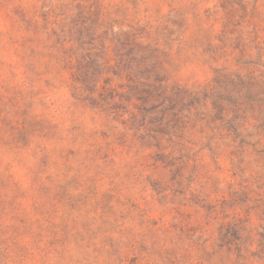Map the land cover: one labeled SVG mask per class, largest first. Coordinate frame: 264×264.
Segmentation results:
<instances>
[{"label":"rangeland","instance_id":"374dc122","mask_svg":"<svg viewBox=\"0 0 264 264\" xmlns=\"http://www.w3.org/2000/svg\"><path fill=\"white\" fill-rule=\"evenodd\" d=\"M0 264H264V0H0Z\"/></svg>","mask_w":264,"mask_h":264},{"label":"trees","instance_id":"16d2710c","mask_svg":"<svg viewBox=\"0 0 264 264\" xmlns=\"http://www.w3.org/2000/svg\"><path fill=\"white\" fill-rule=\"evenodd\" d=\"M76 71L77 72H76L75 82L77 84H80L81 85L80 88L83 87L86 91L91 92V94L96 93L97 87H98V83H99V79L95 80V82L97 84L94 85V88L88 89V86L87 85L90 84L91 81H92V76L91 77L88 76L89 75V71L82 70V67H80V68L79 67H76ZM105 83L107 84L108 81H106ZM105 88H106V86L103 87V89H105ZM145 88H147V89H145ZM135 90H137L138 93H140L141 95H144V94H147L148 95L147 98H145V100H143L144 98H138V100H140V101H147L149 99V97H150V84H147L146 82L138 81V83L135 86ZM109 91H110L109 94H111V96L108 99H115L114 98L115 96L112 95L113 92H114V90L109 88ZM102 95L103 94H100V96H102ZM103 101H106V103L108 102L106 99L103 100ZM128 101L130 102L131 100H128ZM111 109L114 110L112 113H114L117 116L118 115V111L120 109V104L114 102L112 104V108Z\"/></svg>","mask_w":264,"mask_h":264}]
</instances>
